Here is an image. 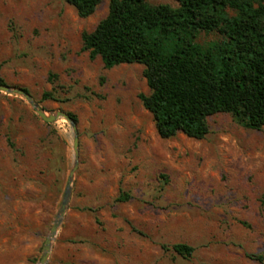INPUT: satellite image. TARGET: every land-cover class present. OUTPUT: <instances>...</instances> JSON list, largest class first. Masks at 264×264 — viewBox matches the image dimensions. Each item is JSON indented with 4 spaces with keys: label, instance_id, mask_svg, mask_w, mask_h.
<instances>
[{
    "label": "rangeland",
    "instance_id": "374dc122",
    "mask_svg": "<svg viewBox=\"0 0 264 264\" xmlns=\"http://www.w3.org/2000/svg\"><path fill=\"white\" fill-rule=\"evenodd\" d=\"M107 11L108 0L88 17L64 0H0L1 84L24 89L46 113L72 114L78 131L47 264H264V126L216 113L202 139L161 138L138 98L149 93L144 66L106 69L82 50L81 34ZM72 141L66 119L45 122L22 96L0 91V264H39ZM122 193L129 198L117 201Z\"/></svg>",
    "mask_w": 264,
    "mask_h": 264
},
{
    "label": "trees",
    "instance_id": "16d2710c",
    "mask_svg": "<svg viewBox=\"0 0 264 264\" xmlns=\"http://www.w3.org/2000/svg\"><path fill=\"white\" fill-rule=\"evenodd\" d=\"M80 17L103 0H64ZM108 0V11L91 32L81 34L82 50L100 57L104 68L138 63L149 93H139L161 138L177 133L202 139L207 117L228 113L244 128L264 126V0ZM216 40L202 43L201 34ZM0 83L2 81L0 80ZM74 120L75 117L69 114ZM128 194L116 200L124 201ZM166 247V246H164ZM171 249L190 257L194 248ZM258 261L261 255H255Z\"/></svg>",
    "mask_w": 264,
    "mask_h": 264
},
{
    "label": "water",
    "instance_id": "95a60500",
    "mask_svg": "<svg viewBox=\"0 0 264 264\" xmlns=\"http://www.w3.org/2000/svg\"><path fill=\"white\" fill-rule=\"evenodd\" d=\"M0 91L9 93V94H15V95L22 96L30 104V106L33 108L35 113L45 122L49 123V122L55 121L58 118H64L69 122L71 129H72V136H73L72 148L74 152L73 163L68 173V178H67V182H66V186H65L62 199H61L60 206L50 226L49 233L44 240V244L42 247V255L39 261V264H47L53 240L56 236L58 228L63 220L64 214L68 207V203H69L71 192H72L73 178H74V174L76 172L77 166H78V161H77L78 160V131L76 127V122L68 113L64 111H57L55 114L46 113L43 110V108L32 98V96L22 88H14V87H10L8 85L0 83Z\"/></svg>",
    "mask_w": 264,
    "mask_h": 264
}]
</instances>
